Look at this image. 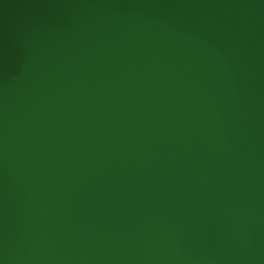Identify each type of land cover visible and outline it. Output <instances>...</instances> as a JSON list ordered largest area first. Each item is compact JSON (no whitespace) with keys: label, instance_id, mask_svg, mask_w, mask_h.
<instances>
[{"label":"water","instance_id":"obj_1","mask_svg":"<svg viewBox=\"0 0 264 264\" xmlns=\"http://www.w3.org/2000/svg\"><path fill=\"white\" fill-rule=\"evenodd\" d=\"M0 264H264V0H0Z\"/></svg>","mask_w":264,"mask_h":264}]
</instances>
